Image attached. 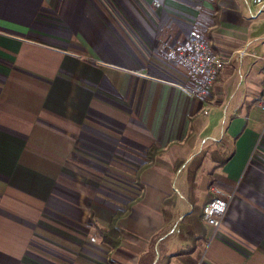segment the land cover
Instances as JSON below:
<instances>
[{"label":"crops","instance_id":"obj_1","mask_svg":"<svg viewBox=\"0 0 264 264\" xmlns=\"http://www.w3.org/2000/svg\"><path fill=\"white\" fill-rule=\"evenodd\" d=\"M193 34L226 62L207 97ZM263 88L264 0H0V264H264ZM201 153L197 206L229 205L182 240Z\"/></svg>","mask_w":264,"mask_h":264},{"label":"built area","instance_id":"obj_2","mask_svg":"<svg viewBox=\"0 0 264 264\" xmlns=\"http://www.w3.org/2000/svg\"><path fill=\"white\" fill-rule=\"evenodd\" d=\"M175 55L178 61L188 69L195 81L193 93L199 97H207L226 62L214 53L208 41L198 38L195 34L190 37L186 47L176 52ZM248 56L250 54L244 49L236 54V58L239 60H243ZM259 104L264 110V88L261 92ZM228 205L229 200L222 198L206 204L203 220L208 225L218 227L226 214Z\"/></svg>","mask_w":264,"mask_h":264},{"label":"trees","instance_id":"obj_3","mask_svg":"<svg viewBox=\"0 0 264 264\" xmlns=\"http://www.w3.org/2000/svg\"><path fill=\"white\" fill-rule=\"evenodd\" d=\"M160 149L158 150L155 147H152L148 150L147 152V163L142 167L141 171L144 169H147L148 167H151L155 159L161 155ZM231 157V156H230ZM224 159L221 164L226 163L229 158ZM206 158V153H201L199 156L196 157V159L192 162V164L189 167L188 170V183L190 186V191H191V202L193 204V212L191 215L185 217L181 223V239L183 240L185 237L184 232L186 234V238H194L198 231L203 229V216H204V207L200 209L195 200V191L197 190V176L199 173L200 168L202 167L203 162L205 161ZM214 160L216 161V156L214 154L213 156ZM140 173V172H139ZM172 199L165 201V203H170ZM214 201V200H212ZM209 201L208 203L212 202ZM131 208V205H129L126 209V213L129 212ZM165 217L168 218V212L165 210ZM125 213L122 211H118L112 221V224L103 231V245L108 248L111 251H114L117 249L120 244H121V233L118 229V221L119 219L124 215Z\"/></svg>","mask_w":264,"mask_h":264},{"label":"rangeland","instance_id":"obj_4","mask_svg":"<svg viewBox=\"0 0 264 264\" xmlns=\"http://www.w3.org/2000/svg\"><path fill=\"white\" fill-rule=\"evenodd\" d=\"M208 167H209V165H206L204 169H207ZM204 172H205V171L202 172L201 177H200L202 180H203V178H204V175H203ZM202 186H203V181H202ZM207 204H208V203H207ZM180 259H181V258H180ZM176 263H178V262H176Z\"/></svg>","mask_w":264,"mask_h":264}]
</instances>
